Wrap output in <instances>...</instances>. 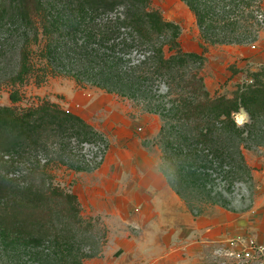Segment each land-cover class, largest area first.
<instances>
[{"label": "rangeland", "instance_id": "obj_1", "mask_svg": "<svg viewBox=\"0 0 264 264\" xmlns=\"http://www.w3.org/2000/svg\"><path fill=\"white\" fill-rule=\"evenodd\" d=\"M224 1L214 10L219 16H214L212 10H204L206 0H150L170 23L182 50L191 55L188 75L198 73L210 96L233 98L239 86L252 82L251 73L264 69V0ZM41 2L50 15L52 44L46 47L41 35L38 44H31L36 71L25 83L12 85L22 46L32 39L33 29L23 22L17 0H0V106L25 113L50 102L84 122L66 136L50 128L36 147L20 143L2 167L8 178L24 182L27 177L37 181L44 166L46 186L78 197L83 224L57 220V233L66 242L59 249L55 244L48 248L60 258L83 254L85 264H264V116L252 128L245 127L251 124L245 110L234 116L244 128L238 143L249 174L238 168L237 159L207 160L205 153L200 162L192 160L195 168L181 164L177 173L167 176L160 112L150 110L146 101L77 80L72 68L77 49L72 43L82 45L84 40L74 33L80 12L70 0ZM192 6L208 15L204 25ZM233 22L234 39L228 38ZM84 26L91 25L83 22ZM126 59L135 63L141 57L133 53ZM94 71L102 73L99 68ZM167 92L165 84L156 83L157 99L166 100ZM13 93L18 94L17 102L10 98ZM242 112L246 119L241 125ZM52 121L55 131L63 129ZM170 181L180 185L184 198ZM163 190L178 196L173 210L167 209L170 198L160 196ZM161 207L167 210L160 212ZM12 250L18 264H43L39 249ZM246 250L251 251L248 258Z\"/></svg>", "mask_w": 264, "mask_h": 264}, {"label": "trees", "instance_id": "obj_2", "mask_svg": "<svg viewBox=\"0 0 264 264\" xmlns=\"http://www.w3.org/2000/svg\"><path fill=\"white\" fill-rule=\"evenodd\" d=\"M70 2L80 12L76 17L78 22L74 33H81L84 39L82 45L76 41L72 43L77 49L74 56L76 62L72 66L73 72L78 74L76 79L93 82L108 93L146 101L150 110L160 112L164 121L161 141L165 145L164 173L167 176L177 173L181 164H186L189 169L195 168L192 160L200 162V154L205 153L207 160L212 157L225 163L237 159L238 168L250 173L238 143L245 133L244 128L236 123L234 116L245 110L251 119V124L245 125L248 128H252L257 119L264 116V69L251 73L252 82L239 86L233 98L212 97L198 73L188 75L186 72L192 57L182 50L180 41L172 35L170 23L151 7L150 0ZM206 2V13L212 10L214 16H219L214 10L225 1ZM17 6L23 22L28 28L32 27L33 36L22 46L19 69L11 78L12 85L25 83L36 71L31 44H38L40 35L47 39L46 47L47 43L52 44L50 15L44 3L41 0H17ZM191 8L200 19V24L204 25V18L208 15L194 6ZM83 22L91 26L82 29ZM236 25V22L229 25L230 32L224 27L218 29L216 25H212V29L229 32L228 38L234 39ZM244 29L247 31L248 25ZM133 53L141 57L135 63L126 59ZM168 53L172 54L168 56ZM95 68L102 73H95ZM45 76L39 77L38 81L41 83ZM159 82L168 89L163 96L166 100L157 99L154 93L155 85ZM10 98L13 102L19 100L17 93ZM166 104L170 106L169 109ZM52 120H56V126L63 129L55 131L56 127H51L54 123ZM80 123L84 124L79 117L62 111L58 105L50 102L42 103L36 109H28L25 113L0 106V264H18L12 257V249L18 246L39 249L42 256L39 263L85 264L83 254L72 259L60 258L57 251L48 248L55 244L59 249L66 242L57 233V220L65 219L79 226L83 224L78 197L60 187L46 186L47 171L44 166L37 173V181L34 177H27L23 182L2 173V167L7 162L5 157L11 154L15 146L25 142L28 146L36 147L50 128L51 133L56 135L60 132L59 135L66 136L70 128L74 130ZM234 155L237 157L233 158ZM174 157L178 159L176 162ZM197 166L205 168L203 164ZM170 186L178 196L184 198L180 185L170 181Z\"/></svg>", "mask_w": 264, "mask_h": 264}, {"label": "crops", "instance_id": "obj_3", "mask_svg": "<svg viewBox=\"0 0 264 264\" xmlns=\"http://www.w3.org/2000/svg\"><path fill=\"white\" fill-rule=\"evenodd\" d=\"M155 190H158V189H155ZM160 191V190H159ZM163 193H161V197L162 196H166L167 198H170L169 200V203H168V206L169 207H167V209L168 208H170V209H172L173 210V208H175V206H174V204H176V201L178 200L177 198H178V196L176 197L175 195H173L172 193H170V192H168V190H163L162 191ZM164 209V207H161V209H160V212L161 211H163V213L167 210V209H165V210H163ZM128 237V236H127Z\"/></svg>", "mask_w": 264, "mask_h": 264}, {"label": "clouds", "instance_id": "obj_4", "mask_svg": "<svg viewBox=\"0 0 264 264\" xmlns=\"http://www.w3.org/2000/svg\"><path fill=\"white\" fill-rule=\"evenodd\" d=\"M240 117H242V119L241 120H239V124H243L244 123V121H245V119H246V117H245V115L243 114V112L241 113V116Z\"/></svg>", "mask_w": 264, "mask_h": 264}, {"label": "built area", "instance_id": "obj_5", "mask_svg": "<svg viewBox=\"0 0 264 264\" xmlns=\"http://www.w3.org/2000/svg\"><path fill=\"white\" fill-rule=\"evenodd\" d=\"M245 256L248 258L251 256V251L250 250H246L245 251Z\"/></svg>", "mask_w": 264, "mask_h": 264}, {"label": "snow or ice", "instance_id": "obj_6", "mask_svg": "<svg viewBox=\"0 0 264 264\" xmlns=\"http://www.w3.org/2000/svg\"><path fill=\"white\" fill-rule=\"evenodd\" d=\"M238 119H239V120H241V119H242V117H239Z\"/></svg>", "mask_w": 264, "mask_h": 264}]
</instances>
